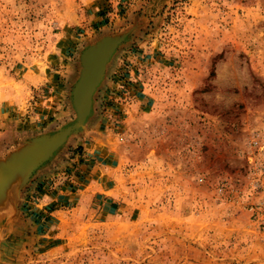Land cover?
Returning <instances> with one entry per match:
<instances>
[{"label":"rangeland","instance_id":"rangeland-1","mask_svg":"<svg viewBox=\"0 0 264 264\" xmlns=\"http://www.w3.org/2000/svg\"><path fill=\"white\" fill-rule=\"evenodd\" d=\"M66 130L2 191L0 264H264V0H0V172Z\"/></svg>","mask_w":264,"mask_h":264},{"label":"water","instance_id":"water-1","mask_svg":"<svg viewBox=\"0 0 264 264\" xmlns=\"http://www.w3.org/2000/svg\"><path fill=\"white\" fill-rule=\"evenodd\" d=\"M115 42L110 39H103L96 46L89 48L82 56L83 68L73 92V105L78 115L77 124L82 122L88 113L91 93L100 79L104 63L115 46ZM68 131H62L52 137H43L36 140L33 145L22 151L7 168L0 172V200L1 193L8 182L15 175L28 171V169L50 155L52 150L65 139Z\"/></svg>","mask_w":264,"mask_h":264},{"label":"built area","instance_id":"built-area-1","mask_svg":"<svg viewBox=\"0 0 264 264\" xmlns=\"http://www.w3.org/2000/svg\"><path fill=\"white\" fill-rule=\"evenodd\" d=\"M262 136V135H261ZM250 153L249 162V185L253 191H264V143H260L259 139L253 138L249 143ZM253 207H250V211Z\"/></svg>","mask_w":264,"mask_h":264},{"label":"bare ground","instance_id":"bare-ground-1","mask_svg":"<svg viewBox=\"0 0 264 264\" xmlns=\"http://www.w3.org/2000/svg\"><path fill=\"white\" fill-rule=\"evenodd\" d=\"M97 87V86H96ZM14 174H17V173H14ZM2 194V193H1ZM2 197H3V194L1 195ZM2 197H1V199H2Z\"/></svg>","mask_w":264,"mask_h":264}]
</instances>
